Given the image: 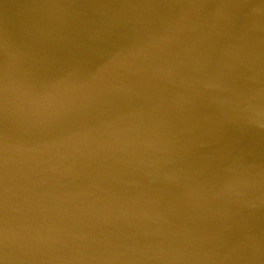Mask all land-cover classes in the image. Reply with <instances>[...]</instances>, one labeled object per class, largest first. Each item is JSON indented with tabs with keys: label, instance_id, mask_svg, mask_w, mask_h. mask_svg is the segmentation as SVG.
Masks as SVG:
<instances>
[{
	"label": "water",
	"instance_id": "obj_1",
	"mask_svg": "<svg viewBox=\"0 0 264 264\" xmlns=\"http://www.w3.org/2000/svg\"><path fill=\"white\" fill-rule=\"evenodd\" d=\"M228 7L0 0V264H264V175L245 166L264 136L260 154L228 143Z\"/></svg>",
	"mask_w": 264,
	"mask_h": 264
},
{
	"label": "bare ground",
	"instance_id": "obj_2",
	"mask_svg": "<svg viewBox=\"0 0 264 264\" xmlns=\"http://www.w3.org/2000/svg\"><path fill=\"white\" fill-rule=\"evenodd\" d=\"M233 3L236 9V13L233 12L234 15L230 14L231 9L228 7V48L229 54L233 55L236 60L231 61V67L235 69L231 75V79L230 77H228V79H230V82H233V84L240 81L239 85L243 92H241V98L244 105L242 111H235L231 106L228 108V143L232 144L230 141H233V143L239 144L237 140H242L249 146L250 155L260 154L262 152L260 151L259 145L262 144L261 137L264 136V122H261L259 116L260 109L263 107L262 102L264 103V45L263 47L260 46V39H258L257 36H259V33H263L264 38V15L260 16L259 21H251L256 18L248 19L247 16H245L244 9L240 10L242 5L239 1L228 0V6L230 5L232 9L234 8ZM262 11L264 14L263 9ZM238 60H241V63L235 65L233 62H238ZM256 93L257 98L251 97L252 94ZM184 129L186 128L182 126V128L171 133L170 137L183 139L187 134ZM197 146L198 144L189 151V154L195 161H193L194 163L197 162L196 159H198L197 157L199 156L200 146L198 148ZM99 151H101V149ZM180 157L184 162L188 160L182 153H180ZM260 161L261 160L251 169L250 164L252 163V159L249 157L245 159L247 171L250 174L256 173L258 180L260 174L264 175V173H261L264 168V163ZM92 167H94V164L90 166V168ZM236 167L241 166L236 165ZM233 227L240 229L242 225L234 223ZM247 232V235H251L249 229H247ZM244 259L245 264H259L260 261L252 253L247 251L246 258Z\"/></svg>",
	"mask_w": 264,
	"mask_h": 264
}]
</instances>
